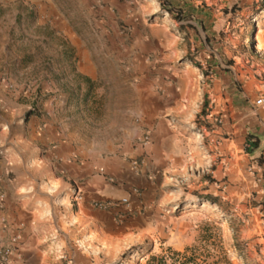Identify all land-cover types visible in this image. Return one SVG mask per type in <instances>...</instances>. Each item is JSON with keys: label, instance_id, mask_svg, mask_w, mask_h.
<instances>
[{"label": "rangeland", "instance_id": "1", "mask_svg": "<svg viewBox=\"0 0 264 264\" xmlns=\"http://www.w3.org/2000/svg\"><path fill=\"white\" fill-rule=\"evenodd\" d=\"M263 29L264 0H0V160L12 140L33 152L26 128L35 124L40 138L49 125L76 151L70 164L120 192L116 170L134 171L141 156L125 153L143 151L136 143L146 134L152 140L157 122L183 152L190 135L206 148L214 137L232 149L217 157L219 171L212 162L167 174L147 196L160 211L126 230L113 222L112 241H97L87 264H264L263 160L251 159L244 143L249 119L264 124L255 105L264 95V59L251 46ZM165 57L203 72L184 79L193 100L186 111H156L175 84L153 72ZM217 74L224 88L211 97ZM4 182L0 247L17 228L5 212Z\"/></svg>", "mask_w": 264, "mask_h": 264}, {"label": "crops", "instance_id": "2", "mask_svg": "<svg viewBox=\"0 0 264 264\" xmlns=\"http://www.w3.org/2000/svg\"><path fill=\"white\" fill-rule=\"evenodd\" d=\"M260 34V43L264 48V29ZM158 45L163 46L162 43ZM254 54L257 58L258 55L264 56V50ZM174 56L176 58V54ZM178 60L180 59L170 60L165 57L160 65H151L154 73H160V77H167L170 82H175L172 86L167 84L168 91L159 98L161 103L156 105L157 112L179 113L191 108L192 93L190 90L186 91L184 79L190 82L201 80L203 72L200 74L195 69H179ZM170 73L178 78L173 79ZM215 77L212 88L207 91V94H212L211 97L222 93V81L226 79L224 74H217ZM249 123L250 131L247 135L259 140V147L250 154V158L263 160L258 170L261 169L264 174V124H257L253 119H249ZM36 127L32 124L26 128L29 139H33L28 141L33 152H29L27 142L12 140L2 152L0 160V177L5 179L2 185L5 212L20 230L21 252L25 264H64V257L71 258L74 264H87L91 248H95L97 241L104 245L112 241L113 222L118 227L116 230H119V226L126 230L133 226L136 219L149 218L160 211V207L150 205L151 201L147 196L155 194L156 183H160L163 177L171 172L178 176L185 166L200 165L207 168L212 162H215L218 172L223 160H217V157L223 156L224 150L232 152L230 145L225 143L220 144L219 148L215 145H208L206 148L200 138L193 135H190L187 144L188 151L183 152L182 147L171 139L166 125L159 121L152 134L151 144L145 150H127L125 153L127 158L141 156L139 170L131 172L127 166L116 170L120 192H114L101 177L69 163L70 159H74L71 157L75 156L76 151L69 143L58 139L53 127L46 125L40 138ZM235 129L233 124L232 129H227L226 132L229 134L230 130L234 134ZM245 141L246 139L244 143ZM167 142L170 147L166 149ZM7 173L10 174L8 180ZM37 185L45 193H40ZM57 192L62 193L60 199ZM121 192L122 197L129 198L128 209L120 205L103 211L92 206L91 202L99 198L118 200ZM40 195L51 201L42 200ZM120 219L124 222L119 221Z\"/></svg>", "mask_w": 264, "mask_h": 264}, {"label": "built area", "instance_id": "3", "mask_svg": "<svg viewBox=\"0 0 264 264\" xmlns=\"http://www.w3.org/2000/svg\"><path fill=\"white\" fill-rule=\"evenodd\" d=\"M259 57L264 59L263 55H258ZM255 105L258 107L264 108V95H260L259 98L255 101ZM203 132L206 133V129L202 128ZM214 142V145L216 148L220 147V142L215 141L213 138L211 139ZM151 142V137L149 134L144 135L140 139H138L136 143V147L141 150H145ZM139 164L138 162L132 163V169L134 171L139 170ZM111 181V180H110ZM260 182V180H258ZM120 205L128 206L129 200L127 198H122L119 201H113V200H95L92 202V206L96 209L108 211L113 208H116ZM4 207V196L3 194H0V210H2ZM1 222L6 223V219L4 216L0 217ZM10 237L8 242L0 247V264H25L23 255L21 252V246H22V237L20 230L18 228L16 229H10ZM63 260L65 261V264H73V261L70 258L64 257Z\"/></svg>", "mask_w": 264, "mask_h": 264}, {"label": "trees", "instance_id": "4", "mask_svg": "<svg viewBox=\"0 0 264 264\" xmlns=\"http://www.w3.org/2000/svg\"><path fill=\"white\" fill-rule=\"evenodd\" d=\"M166 12L169 15L172 14V8H167ZM176 18L179 19L178 16ZM199 66L200 65H197V67H199ZM78 78L81 79L82 81H84L85 83H87L88 85H91V82L88 78L82 77V76H79ZM88 89H90V86ZM75 100L76 101L80 100L82 103H84L86 101V96L75 97ZM245 145H246V147H245L246 153L251 154L253 151L258 149L259 140L256 137L248 134L246 137Z\"/></svg>", "mask_w": 264, "mask_h": 264}, {"label": "bare ground", "instance_id": "5", "mask_svg": "<svg viewBox=\"0 0 264 264\" xmlns=\"http://www.w3.org/2000/svg\"><path fill=\"white\" fill-rule=\"evenodd\" d=\"M260 32V30L257 31V33L254 35V42L251 44V46L255 49L257 52H262L264 50L263 46L257 42L258 36L257 34Z\"/></svg>", "mask_w": 264, "mask_h": 264}]
</instances>
